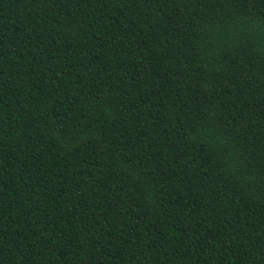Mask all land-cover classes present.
Returning <instances> with one entry per match:
<instances>
[{
    "label": "trees",
    "instance_id": "obj_1",
    "mask_svg": "<svg viewBox=\"0 0 264 264\" xmlns=\"http://www.w3.org/2000/svg\"><path fill=\"white\" fill-rule=\"evenodd\" d=\"M0 264H264V0H0Z\"/></svg>",
    "mask_w": 264,
    "mask_h": 264
}]
</instances>
